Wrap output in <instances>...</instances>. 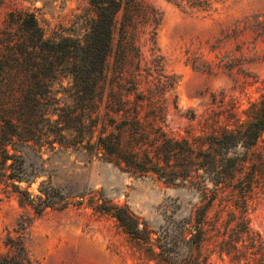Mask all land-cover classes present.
I'll use <instances>...</instances> for the list:
<instances>
[{
	"label": "trees",
	"instance_id": "16d2710c",
	"mask_svg": "<svg viewBox=\"0 0 264 264\" xmlns=\"http://www.w3.org/2000/svg\"><path fill=\"white\" fill-rule=\"evenodd\" d=\"M86 1V12L48 35L27 10H9L0 21L4 191L8 189L35 216L47 208L64 207L67 194L51 182L50 162L62 152H77L135 176H154L194 198L181 216L175 215L179 204L169 206L163 224L154 230L126 206H96L114 217L157 264H207L203 248L208 240L219 255L243 257L242 264H264L263 247L245 216L248 198L264 191V145L263 151L251 150L264 135V96L249 104L243 112L245 120L234 127L167 133L161 126L163 107L157 91H139L136 80L140 59L136 32L146 28L153 43L158 13L139 0ZM115 28L118 38L113 47ZM246 34L253 36L254 43L264 40V10L236 21L223 38L236 40ZM255 45L248 50L253 55ZM234 50L239 56L227 53L217 67L231 70L234 61L249 62L240 45ZM153 70H159L158 64ZM163 77V87L171 88L174 81ZM42 176L45 179L31 190ZM227 203L233 209H227ZM214 205L218 209L209 216ZM23 225L19 223L15 238L7 236L3 241L6 252L0 251V264L34 263L21 239ZM237 243L245 252L237 253Z\"/></svg>",
	"mask_w": 264,
	"mask_h": 264
},
{
	"label": "rangeland",
	"instance_id": "374dc122",
	"mask_svg": "<svg viewBox=\"0 0 264 264\" xmlns=\"http://www.w3.org/2000/svg\"><path fill=\"white\" fill-rule=\"evenodd\" d=\"M139 1L158 13L159 23L153 43L148 40L146 28L136 32L140 58L137 86L143 93L157 91L163 107L162 128L172 135H184L231 128L244 121L245 109L264 96V40L258 38L254 43L251 34L236 40H225L223 36L245 15L263 11L264 0H208L202 5H196L194 0ZM13 9L32 12L48 35L58 26H68L87 11L88 4L86 0H0V21ZM117 38L115 28L113 47ZM236 44L242 47L245 57H250L249 62L234 61L231 70L217 67L225 54L239 56L234 50ZM254 44L255 55L248 52ZM154 64L159 70H153ZM163 76L174 81L171 88L163 87ZM228 112L233 116L229 117ZM263 145L261 135L251 150L263 151ZM50 165L54 169L51 182L67 194V203L60 209L47 208L35 216L0 185V251L6 252L3 241L7 236L15 238L19 223H23L21 239L33 264H157L114 217L96 206H126L154 230L163 224L167 208L179 204L175 215L181 216L186 212V203L195 201L182 188L154 176H135L77 152L57 154ZM41 179L45 177L38 178L31 190ZM226 208L233 206L227 203ZM214 209L218 206L209 210V216ZM245 216L264 250V191H256L248 198ZM221 217L227 218L225 212ZM237 246V253L245 252L240 243ZM203 250L208 253L207 264L244 262L243 257L219 255L211 240L205 242Z\"/></svg>",
	"mask_w": 264,
	"mask_h": 264
}]
</instances>
